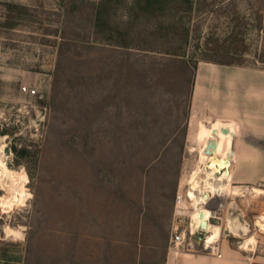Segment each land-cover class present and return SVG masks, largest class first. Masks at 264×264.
<instances>
[{"label": "rangeland", "instance_id": "obj_1", "mask_svg": "<svg viewBox=\"0 0 264 264\" xmlns=\"http://www.w3.org/2000/svg\"><path fill=\"white\" fill-rule=\"evenodd\" d=\"M189 1L145 12L137 0H0V264L168 252L175 196L211 157L201 159L205 124L190 118L194 63L243 55L264 67V0H236L238 36L229 15L197 16ZM44 77L43 99L20 92ZM229 186L215 239L263 261L264 188ZM240 220L246 235L224 236Z\"/></svg>", "mask_w": 264, "mask_h": 264}, {"label": "crops", "instance_id": "obj_2", "mask_svg": "<svg viewBox=\"0 0 264 264\" xmlns=\"http://www.w3.org/2000/svg\"><path fill=\"white\" fill-rule=\"evenodd\" d=\"M190 118L206 126L227 127L235 134L224 135L233 153L230 185L264 188V69L198 62ZM220 250V256H213L169 248L166 264H264V257L258 261L252 251L236 250L228 240H222Z\"/></svg>", "mask_w": 264, "mask_h": 264}, {"label": "built area", "instance_id": "obj_3", "mask_svg": "<svg viewBox=\"0 0 264 264\" xmlns=\"http://www.w3.org/2000/svg\"><path fill=\"white\" fill-rule=\"evenodd\" d=\"M46 83L47 81L44 77L40 80L39 84H22L20 92L30 97L43 99L44 94L41 87L45 86ZM194 172L190 175L185 190L179 189L175 196L169 248H182L190 253L202 252L213 256H220L219 238L215 242L209 243L207 237L210 232L207 229L203 230L201 224L205 221L208 227L214 226L215 224L211 222L213 219L221 223L225 217L224 215L227 213H225L226 202L220 201L219 198L221 196L217 193L208 191L206 197H203L200 191L194 189L191 184ZM194 193L198 194V198H195ZM198 205L209 211V216L206 219L195 215ZM192 221L196 222L194 227L191 226Z\"/></svg>", "mask_w": 264, "mask_h": 264}, {"label": "trees", "instance_id": "obj_4", "mask_svg": "<svg viewBox=\"0 0 264 264\" xmlns=\"http://www.w3.org/2000/svg\"><path fill=\"white\" fill-rule=\"evenodd\" d=\"M164 1L165 0H137V5H138V8H141L142 11L147 12L149 7H151V6L160 7L161 5H163L165 3ZM194 2H195V5L193 4ZM194 2H192V0H190L189 4H191L190 8L192 11H194L197 14V16H201V15L209 14V13L227 14V15H229V21H231L232 23L235 24V29L233 31V32H235L234 36H238L242 32V30H239V28L241 29V25L245 24L244 23L245 20L243 19V17L240 15V13L238 11L236 0L231 1L230 3L225 5L224 7L220 6V3L222 2V0H195ZM253 26L255 28H257V30H261L262 26H261V21L259 18H257L256 24H254ZM233 41L234 42H242V40H240V39L239 40L234 39ZM236 56H239V57H237V58L231 57L230 60L203 58L201 61L211 62V63H215V64H221V65H228V66L264 69V67H260L256 63L247 64L245 61H243L244 60L242 57L243 55H241V56L236 55ZM126 63H127L126 64L127 74L133 75V73L136 74V72H138V70L136 69V66L138 65L136 58L128 60ZM197 65H198V62H195L194 66H193L192 88H193V84H194ZM115 69H116L115 66H111V67L107 68L106 71L105 70L101 71L99 76L101 78L105 77V76L107 77L110 73H113L112 71L115 72ZM101 78H100V80H102ZM125 86H128V88H132L127 83L124 85V87ZM191 94H192V91H191ZM41 102H43V101H41ZM190 105H191V96H190V101H189V106ZM7 132H8V130L4 129V130L0 131V135H5ZM24 154H26L25 149H24ZM167 239H168V235L166 234L163 237V240L165 243L167 242ZM166 257H167V252L164 254V257L161 260H160V258H155V259H150V260L134 261L132 264H166Z\"/></svg>", "mask_w": 264, "mask_h": 264}, {"label": "bare ground", "instance_id": "obj_5", "mask_svg": "<svg viewBox=\"0 0 264 264\" xmlns=\"http://www.w3.org/2000/svg\"><path fill=\"white\" fill-rule=\"evenodd\" d=\"M208 126L205 125V128L202 130V140L206 144V149L208 147L209 141L212 139H216L213 135V131L215 129H220L218 124H214L209 127ZM217 141H218L217 149L215 150V153L211 155V157L206 155L205 153L206 150L201 152V159L205 161L209 157L207 159L208 162H206L204 169L195 171L192 176L191 184L193 185L194 189H196L197 191H200L203 197H206L208 191L217 193L221 197L226 196L229 193V187H230L229 186L230 184L228 183L229 175H227L223 171V175H222L223 179L221 180L219 179V176L221 174L219 175L218 171H220L223 167L221 161L223 159H226L228 155L231 154L230 139L220 134V137L217 139ZM224 180H227V181L224 182ZM194 196L195 198H198L197 193H194ZM12 202H19L20 204L21 203L23 204V201H21L16 196L14 197ZM195 215L199 217L202 216V219H206L209 216V211L203 207H200V205H198ZM217 229H218L217 225H214V226L211 225L207 228V230L210 232V234L207 237L209 243H213L216 241L215 238L217 236L215 232ZM7 234L9 236L14 235L16 237H19L22 235V232L21 230H15V229L10 228L8 229ZM252 240L253 242H256L255 238H253Z\"/></svg>", "mask_w": 264, "mask_h": 264}, {"label": "water", "instance_id": "obj_6", "mask_svg": "<svg viewBox=\"0 0 264 264\" xmlns=\"http://www.w3.org/2000/svg\"><path fill=\"white\" fill-rule=\"evenodd\" d=\"M42 118L41 113L37 114L36 119L40 120ZM220 134L223 135H230L231 137H234L235 134L227 127H222L220 129H215L213 131V135L216 139H212L209 141L208 147L205 151L206 155L211 156L215 153V150L217 149V145H218V141L217 139L220 137ZM9 152V151H7ZM233 153H231L230 155H228V157L226 159H223L222 162V169L220 171H218V174H221L223 171L229 175L230 172V166H231V156ZM213 224L218 225L220 224V221L213 219L211 221ZM196 224L195 221L191 222V226L194 227ZM245 222H243L242 220H240V226H238L237 228H232L231 226H228L226 228V230L224 231V236H230V237H243L244 235H246V231H245ZM201 228L203 230L207 229V222L203 221L201 224Z\"/></svg>", "mask_w": 264, "mask_h": 264}]
</instances>
